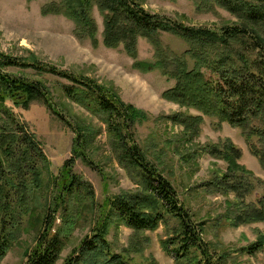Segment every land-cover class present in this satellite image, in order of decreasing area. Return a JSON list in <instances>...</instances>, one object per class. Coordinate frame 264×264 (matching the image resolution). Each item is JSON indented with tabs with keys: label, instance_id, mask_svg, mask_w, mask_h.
I'll list each match as a JSON object with an SVG mask.
<instances>
[{
	"label": "trees",
	"instance_id": "trees-1",
	"mask_svg": "<svg viewBox=\"0 0 264 264\" xmlns=\"http://www.w3.org/2000/svg\"><path fill=\"white\" fill-rule=\"evenodd\" d=\"M93 2L103 15L105 46L122 45L136 59L138 39H146L154 49V59L137 62L136 67L145 72L158 70L175 81L163 94L167 99L240 128L250 141L251 153L264 169V0H196L199 9L220 6L237 18L235 23L213 28L185 25L152 14L138 0H54L42 13L65 14L75 22L77 34L95 42L97 27L90 16ZM164 33L180 38L187 49L173 52L161 42ZM0 59V149L7 164L5 169L0 160V261L9 240L31 211L32 195L42 187L40 164H47L34 136L24 132V125L5 104L8 100L21 106L32 100L52 104L45 85L3 71V67L20 66L45 69L67 80L70 84L61 89L104 119L114 135L119 162L132 170L142 186L133 194H106L101 203H96L91 184L73 172L74 157H80L84 139L82 131L76 129L82 135L79 133L80 138L74 140L73 157L65 160L59 176L46 189L51 188L43 204L41 230L26 251L25 264H55L72 225L85 210L90 211L91 232L72 249L63 264H158L136 263L123 254H115L106 241V229L114 218L135 231L154 230L166 217L173 218L177 225L162 248L175 256L176 264H222V259L214 256L203 242L201 227L191 220L175 188L136 143L133 129L141 117L132 105L90 78L15 62L4 55ZM179 121L193 132L201 122L196 116ZM210 152L227 163L219 186L240 198L249 194L246 176L250 173L238 163L241 151L229 142L211 145ZM236 221L264 222V198L240 208ZM263 246L264 235L246 251L252 254Z\"/></svg>",
	"mask_w": 264,
	"mask_h": 264
},
{
	"label": "rangeland",
	"instance_id": "rangeland-1",
	"mask_svg": "<svg viewBox=\"0 0 264 264\" xmlns=\"http://www.w3.org/2000/svg\"><path fill=\"white\" fill-rule=\"evenodd\" d=\"M52 1L0 0V57L4 55L15 62L48 66L90 78L111 90L125 104L132 105L141 117L133 129L136 143L175 188L191 220L201 227V238L210 252L221 258L222 264H264V246L252 254L246 251L264 235V222L236 221L240 208L264 198V169L251 153L250 141L243 131L164 97L175 81L158 70L145 72L136 67L137 62L154 59V49L146 39H138L136 59L122 45L105 46L103 15L96 3L93 2L90 12L97 27L95 42H92L89 37L77 34L75 22L65 14L42 13ZM138 1L150 13L185 25L213 28L237 22L236 16L225 8L199 9L196 0ZM161 42L173 52L187 49L180 38L168 33L162 34ZM3 71L45 85L52 103L32 100L27 106H21L9 100L5 102L17 121L24 125V132L34 136L47 160V164H40L42 187L29 201L31 211L9 240L0 261V264H25L26 251L34 245L41 230L43 204L51 188L46 189L59 176L65 160L73 157L74 140L80 138L81 131L82 152L80 157H74L73 172L91 184L96 203H101L106 194H133L142 190V186L132 170L119 162L114 135L104 119L61 89L62 85L70 84L67 80L36 67L7 66ZM195 116L201 122L194 132L179 121ZM176 117L179 119L175 120ZM228 141L241 151L238 163L250 173L246 177L251 192L243 198L219 186L227 163L210 152L211 145L220 146ZM1 151L0 160L7 169ZM89 216L90 211L85 210L72 225L55 264H63L72 249L90 234ZM176 225L173 218L166 217L154 230L135 231L113 218L107 224L106 241L115 254H123L136 263L176 264L175 256L162 248Z\"/></svg>",
	"mask_w": 264,
	"mask_h": 264
}]
</instances>
